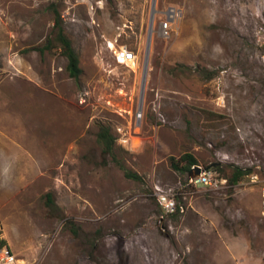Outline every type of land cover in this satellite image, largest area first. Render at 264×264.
Returning a JSON list of instances; mask_svg holds the SVG:
<instances>
[{
    "label": "rangeland",
    "instance_id": "1",
    "mask_svg": "<svg viewBox=\"0 0 264 264\" xmlns=\"http://www.w3.org/2000/svg\"><path fill=\"white\" fill-rule=\"evenodd\" d=\"M184 153L246 174L189 184ZM263 199L264 0H0V239L19 264H264Z\"/></svg>",
    "mask_w": 264,
    "mask_h": 264
},
{
    "label": "built area",
    "instance_id": "2",
    "mask_svg": "<svg viewBox=\"0 0 264 264\" xmlns=\"http://www.w3.org/2000/svg\"><path fill=\"white\" fill-rule=\"evenodd\" d=\"M181 17V13L177 8H171L167 14L165 21L162 23V30L166 35L169 34V30L172 28L174 21ZM108 47L114 54L115 59L122 64L133 65L137 62V55L135 51L128 48L126 45H118L115 41L108 42ZM138 117L141 114L137 115ZM228 179L226 177H219L218 173L213 169H202L200 174L191 177L189 176V184L192 185H208L214 189H220L226 186ZM158 202L166 214L176 213L182 206L176 201L174 193L167 191L166 189L158 187L156 191ZM263 214H264V199H263ZM15 253L6 244L2 245L0 242V264H19Z\"/></svg>",
    "mask_w": 264,
    "mask_h": 264
},
{
    "label": "trees",
    "instance_id": "3",
    "mask_svg": "<svg viewBox=\"0 0 264 264\" xmlns=\"http://www.w3.org/2000/svg\"><path fill=\"white\" fill-rule=\"evenodd\" d=\"M54 27L56 29L54 41L57 42V45L61 48L62 53L67 58L66 68L68 70V73L72 78L79 80L83 72L80 66L79 54L73 46L72 40L64 30L63 19L59 12L55 14ZM50 44L52 45V43H49L45 46V48H50ZM97 136L99 142H101L103 145V152L114 156V145L116 142V137L111 133V129L106 125H101ZM170 161L172 167L178 171H190L193 166L199 164L198 160L191 153H184L177 161L174 157H172L170 158ZM183 161H185L186 163L182 165L181 163ZM245 174V170L236 168L233 174L229 178H227L228 182L230 184H236ZM126 175L129 177L140 178L136 173H133L131 171H127ZM47 195L50 196L51 193H47ZM0 242L2 245H6L5 239L1 238Z\"/></svg>",
    "mask_w": 264,
    "mask_h": 264
},
{
    "label": "water",
    "instance_id": "4",
    "mask_svg": "<svg viewBox=\"0 0 264 264\" xmlns=\"http://www.w3.org/2000/svg\"><path fill=\"white\" fill-rule=\"evenodd\" d=\"M202 167L200 165H195L192 167V169L189 171V176L194 177L202 171Z\"/></svg>",
    "mask_w": 264,
    "mask_h": 264
}]
</instances>
